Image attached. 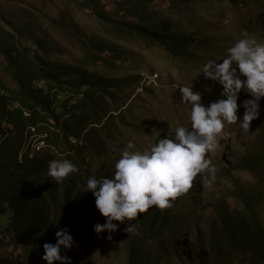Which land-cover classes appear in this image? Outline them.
Segmentation results:
<instances>
[{
  "label": "rangeland",
  "instance_id": "obj_1",
  "mask_svg": "<svg viewBox=\"0 0 264 264\" xmlns=\"http://www.w3.org/2000/svg\"><path fill=\"white\" fill-rule=\"evenodd\" d=\"M101 1L113 19L136 22L124 13L118 16L114 0ZM81 3L80 0H0V31L17 36L32 54H40L34 39H43L55 47V52L50 56L41 53L42 57L88 68L117 84L116 95L102 99L103 109L117 114H109L103 122L104 128H93L95 148L101 150L96 157L78 162L81 170L77 174L76 191L86 185L90 175L110 178L119 150L129 141L138 150L148 151L177 127H190V105L182 103L179 87L199 91L205 106L223 99L222 86L199 74L208 59L221 63L228 48L245 36L264 42V0H245V4L242 0L238 3L193 0L189 5L175 0L154 1L152 15L171 23L176 32L193 37L190 53L179 58L171 56L160 44L122 34L90 10L83 9ZM94 39L119 45L125 51L124 58L114 63L111 55L105 53L104 62L89 59L83 43ZM202 42L210 48L203 47ZM6 65L0 55V76L14 89L16 82L6 71ZM251 98L243 89L238 94V120L244 113L242 102ZM23 144L20 158L23 153L41 152L62 160L65 156L58 154L68 155L70 151L46 148L42 138L34 135ZM207 158L218 169L211 188L198 177L195 186L177 198L172 208L161 211L153 206L146 212L149 216L159 212L167 217H159L156 223L143 222L138 214V234L126 233V223L114 221L119 224L117 231L94 235L86 248L80 249L86 252L82 260L74 264H132L133 255L136 264H251L256 252L252 237L256 220L242 199L261 196L256 209L264 228V160L262 165L253 164L255 159L264 158V98L259 101V115L249 123V129L226 123L217 148ZM86 204L89 213L104 224L106 218L95 207V200L88 198ZM57 205L50 210V218L39 232L27 228L28 247L16 245L13 237L5 240V245L0 247L1 264H43V245L55 235V220L62 201ZM7 215H0V238L4 239Z\"/></svg>",
  "mask_w": 264,
  "mask_h": 264
},
{
  "label": "trees",
  "instance_id": "obj_2",
  "mask_svg": "<svg viewBox=\"0 0 264 264\" xmlns=\"http://www.w3.org/2000/svg\"><path fill=\"white\" fill-rule=\"evenodd\" d=\"M80 1L83 9L90 10L99 20L113 25L122 34L139 36L160 44L175 58L191 51V35L176 32L171 23L152 15L151 5L156 0H114L116 14L119 16L124 13V16L135 18L136 22L113 19L101 0ZM175 1L189 5L193 0ZM242 2L245 4V0ZM13 29L24 36L17 26ZM25 33L28 34L27 31ZM34 41L40 54L50 56L55 52V47L45 40L39 38ZM202 45L210 48L205 42ZM83 46L88 58L95 59L96 62H104L102 56L105 53L111 55L114 63L125 56V51L119 45L110 44L105 39L84 42ZM40 54H32L28 47L20 44L19 38L14 34L0 31V55L6 60V71L16 82V88L12 89L0 76V215H9L8 224L4 227V234L7 236L5 239L0 238V247L5 245V240L9 237H13L16 245L28 247L30 242L27 239V228L39 232L48 222L50 210L57 208L61 200L54 230L56 233L59 229H67L73 237V247L62 249L61 255L70 257L74 264L86 254L80 249H85L97 234L94 225L100 223L88 211L86 200H94L91 192H84L85 185L77 191L74 188L78 181L77 174L81 170L79 163L96 157L101 150L95 148L93 128H104L103 122L108 120L109 114H117L116 111L103 109L102 99L116 95L114 92L118 88L116 83L109 82L96 71L73 64L51 62ZM30 135L41 137L46 148L56 152L64 148L70 149L68 155H58L65 156L64 159L74 163L78 171L57 184L46 175L48 162L61 160L57 155L35 152L34 155L23 153L20 158L23 143ZM87 153L90 154L89 157ZM263 160L264 158L255 159L253 164L262 165ZM251 165L252 163L248 164L250 167ZM260 199V195L242 199L246 210L256 220L253 229L255 235L252 236L256 241V252L253 253L251 264H264V228L259 223L256 209ZM139 215L143 222L151 220L154 223L159 217L168 216L159 212L150 216L146 213ZM55 242V235L46 241L53 244ZM131 261L136 264L135 255ZM43 264L47 262L43 260Z\"/></svg>",
  "mask_w": 264,
  "mask_h": 264
},
{
  "label": "clouds",
  "instance_id": "obj_3",
  "mask_svg": "<svg viewBox=\"0 0 264 264\" xmlns=\"http://www.w3.org/2000/svg\"><path fill=\"white\" fill-rule=\"evenodd\" d=\"M200 73L206 80L222 86L223 99L205 106L199 91L179 87L182 103L190 105V127H177L174 133L158 139L148 151L138 150L129 141L119 150L110 178L88 177L84 192H91L95 207L106 218L104 224L94 225L95 233L117 231L116 221L126 223V233L138 234V214L146 213L153 206L161 211L172 208L177 198L195 186L198 177L211 188L218 169L207 154L217 148L225 124L248 130L249 123L258 117L259 101L264 98V42L245 36L228 48L221 63L208 59L199 69ZM242 89L252 98L242 102L244 113L238 120L237 100ZM77 171V166L67 159L50 160L46 175L58 184ZM55 238L54 244L43 245L42 259L47 264H72L70 257L61 255V250L73 247V237L67 229H59Z\"/></svg>",
  "mask_w": 264,
  "mask_h": 264
}]
</instances>
